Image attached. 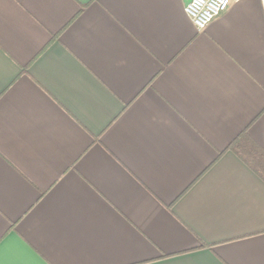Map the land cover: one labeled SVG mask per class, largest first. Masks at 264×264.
Wrapping results in <instances>:
<instances>
[{"label":"crops","instance_id":"1","mask_svg":"<svg viewBox=\"0 0 264 264\" xmlns=\"http://www.w3.org/2000/svg\"><path fill=\"white\" fill-rule=\"evenodd\" d=\"M0 0V264H264V13L231 0Z\"/></svg>","mask_w":264,"mask_h":264},{"label":"built area","instance_id":"2","mask_svg":"<svg viewBox=\"0 0 264 264\" xmlns=\"http://www.w3.org/2000/svg\"><path fill=\"white\" fill-rule=\"evenodd\" d=\"M264 13V0H261ZM231 0H192L184 9L199 31L205 30L216 18L226 13Z\"/></svg>","mask_w":264,"mask_h":264},{"label":"trees","instance_id":"3","mask_svg":"<svg viewBox=\"0 0 264 264\" xmlns=\"http://www.w3.org/2000/svg\"><path fill=\"white\" fill-rule=\"evenodd\" d=\"M227 151L234 153L264 180V150L250 137L248 130L241 132Z\"/></svg>","mask_w":264,"mask_h":264},{"label":"snow or ice","instance_id":"4","mask_svg":"<svg viewBox=\"0 0 264 264\" xmlns=\"http://www.w3.org/2000/svg\"><path fill=\"white\" fill-rule=\"evenodd\" d=\"M3 245H4V242L3 241H0V249L3 248ZM39 264H43V262L41 261V262H39Z\"/></svg>","mask_w":264,"mask_h":264}]
</instances>
